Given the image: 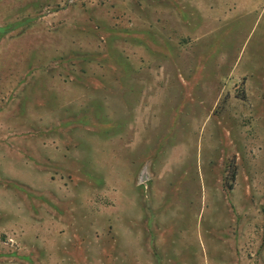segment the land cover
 <instances>
[{"label":"rangeland","instance_id":"obj_1","mask_svg":"<svg viewBox=\"0 0 264 264\" xmlns=\"http://www.w3.org/2000/svg\"><path fill=\"white\" fill-rule=\"evenodd\" d=\"M0 264H264V0H0Z\"/></svg>","mask_w":264,"mask_h":264}]
</instances>
